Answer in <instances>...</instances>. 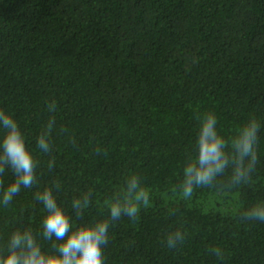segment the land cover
Instances as JSON below:
<instances>
[{
    "label": "trees",
    "instance_id": "16d2710c",
    "mask_svg": "<svg viewBox=\"0 0 264 264\" xmlns=\"http://www.w3.org/2000/svg\"><path fill=\"white\" fill-rule=\"evenodd\" d=\"M52 100L49 155L36 138ZM0 109L40 161L38 183L0 204V250L16 229L43 230L36 194L54 181L79 226L107 218L135 174L149 203L110 227L104 264H264V222L241 218L264 204V0H0ZM209 112L229 144L259 121V162L249 184L229 187L228 169L185 200L178 185ZM88 191L76 217L72 201ZM177 228L185 240L168 249Z\"/></svg>",
    "mask_w": 264,
    "mask_h": 264
},
{
    "label": "clouds",
    "instance_id": "9594fccd",
    "mask_svg": "<svg viewBox=\"0 0 264 264\" xmlns=\"http://www.w3.org/2000/svg\"><path fill=\"white\" fill-rule=\"evenodd\" d=\"M56 101L47 106L49 117L42 132L36 138V147L42 153L51 155L52 134L56 129ZM218 120L215 113L209 112L201 119L197 136L196 155L189 158L183 169V180L178 185L181 196L190 199L197 188L213 187L226 170L231 169L228 186L249 184L259 162L257 142L261 123L250 118L233 137L230 144L217 130ZM63 131V129H61ZM0 178L8 172L14 180L3 188L0 179V204L7 208L21 188H32L38 183L37 170L40 161L26 143L25 134L11 115L0 109ZM54 158L48 166H54ZM60 182L46 187L36 194L46 211L42 222V231L16 229L0 250V264H104V247L109 243V229L122 217L130 220L137 218L141 207L150 200L149 191L142 186L138 175L125 178L123 190L111 196L109 215L92 224L74 226L70 216L57 201L54 189H59ZM91 191L73 199L72 208L75 216L83 215V210L91 203ZM241 218L249 221L264 222V204L252 206L241 213ZM185 232L180 228L166 236L168 249H175L183 244ZM52 242L50 250H45L40 240ZM212 251L222 257L219 248Z\"/></svg>",
    "mask_w": 264,
    "mask_h": 264
}]
</instances>
